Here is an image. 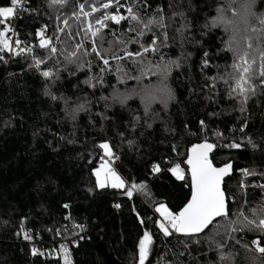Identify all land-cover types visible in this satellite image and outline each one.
<instances>
[{"label": "trees", "instance_id": "trees-1", "mask_svg": "<svg viewBox=\"0 0 264 264\" xmlns=\"http://www.w3.org/2000/svg\"><path fill=\"white\" fill-rule=\"evenodd\" d=\"M7 2L0 0V6ZM85 2L67 0L65 6L49 7L48 0H27V6L33 12L16 23L12 21L18 38L24 42L21 45H33L36 55H44L35 37L38 29H44V36L52 38L57 47H62L56 41L57 35L61 41H67L69 32L76 33L78 26H85L73 17V13L79 11L78 4ZM148 2L151 5L148 15L161 8L165 16L171 18L166 21V29H154L160 36L161 45L164 43L161 33L167 31V46H161L157 54H147L143 63L136 65L129 59L122 62L110 60L111 71H105L103 86L98 85L95 89L81 83L89 75L88 68L77 71L75 65L65 67L62 55L53 56L46 64L53 71L61 69L59 79L52 83L46 81L35 68H29L32 63L30 55L10 58L8 53H0L8 61H0V264H57L62 241L68 243L74 264H136V244L143 231L137 213L145 219L148 230L153 233L154 246L149 256L151 264H216V246L225 244V241L227 244L220 251L237 252L233 264H264V257L256 253L251 245L253 239H264L260 233H229L230 225L240 227L239 222L232 224V221L241 219L234 213L243 211L251 217V210L264 204V193L260 188L253 187L264 184V177H248V187L239 189L241 177L237 171L255 168L264 172V93L252 96L245 105L246 112L241 113L237 110L239 105L236 101L226 97L225 85L216 81L218 87L208 86L212 83L208 77L223 72V66L233 59L224 44L231 33L225 32L223 27L210 30L202 27L206 20L216 15L219 5L226 4V0ZM258 7L264 8V0H259ZM173 11H184L187 18L190 30L185 33L188 39L183 42L177 34L181 18H172ZM65 20H68V26L64 24ZM57 28L64 31L57 33ZM201 32L205 34L201 35ZM76 40L79 42V37ZM150 40L151 34L144 38V43ZM104 46L107 47V43ZM128 48L135 51L138 46L129 44ZM204 51L210 54V67L202 69ZM161 57L164 63L180 57V66L173 65L167 77L168 87L175 97L167 107H162L159 102L153 103L151 108L156 115L145 119L140 97L135 95L126 102L127 107L117 103L105 109L104 101L99 97L108 96L113 86L118 92L126 93L132 89L139 91L144 85L156 84L157 77L152 75L142 77L139 82L130 77L140 75L142 65L161 62ZM57 60L60 62L57 63ZM92 60L91 74L97 75L99 67L95 57ZM118 65L122 72L116 71ZM217 65L220 67L217 68ZM44 67L41 65V68ZM70 72H75V75ZM118 76L123 83L118 82ZM46 84L51 85L49 91L53 95L66 97L70 104L82 102L87 96L91 101L88 111L78 113L75 121L69 120L65 116L63 100L53 101L45 95ZM98 112H105L109 117L103 125L96 115ZM133 114L141 117L134 132L125 127L130 124ZM146 120L151 123L150 128L145 126ZM201 120L205 122L204 135L208 136L209 142L222 144L234 139L243 143L240 149L218 147L211 156L217 164L229 160L233 162V174L225 179L224 188L228 196H234L235 200H227L228 215L216 220L202 234L184 237L173 233L164 237L147 219L150 216L158 218L153 206L164 203L170 210L178 211L186 202L190 190L185 187L184 181L176 180L167 170L151 175L147 162L167 157L186 169L187 166L182 163L186 159L184 152L192 143L200 142ZM245 120V131L241 133L240 126ZM117 130L124 132L126 139H133L134 146L130 148L122 141ZM213 130L221 131L225 139L214 137ZM247 137L259 145V150L253 151L248 146ZM102 139L110 141L119 157L113 162L117 172L129 183L133 179L144 181L147 194L134 193L129 199L122 190L95 189L92 170L101 163V150L95 145ZM173 144L179 146V156L172 152ZM188 183L190 186L189 178ZM89 188L93 190L89 192ZM65 203L70 205L68 209L62 207ZM116 203L121 207L114 208ZM65 216H70V219H65ZM21 219H24V227L31 230V241L17 234ZM74 225H84L83 231L74 229ZM56 230L60 231L59 236L55 234ZM238 239L248 244L251 251L241 248L236 243ZM33 246L44 255L32 256L30 249ZM52 249L57 251L52 252Z\"/></svg>", "mask_w": 264, "mask_h": 264}, {"label": "snow or ice", "instance_id": "snow-or-ice-1", "mask_svg": "<svg viewBox=\"0 0 264 264\" xmlns=\"http://www.w3.org/2000/svg\"><path fill=\"white\" fill-rule=\"evenodd\" d=\"M258 2L259 0H226V4L219 5L216 8V15L212 16L210 20H206L202 26L205 30L223 27L225 32L231 33L224 44L226 50L232 53V62L223 66V72H218L215 76H209L208 80L212 83L208 86L211 88L218 87L216 81L225 85L226 97L236 101L239 105L237 110L241 113L246 112L245 105L252 96L257 95L258 92L264 93V8H259ZM66 3L67 0H48L49 7L65 6ZM78 8L79 11L74 12L73 17L85 26H78L76 33L69 32L67 41H61L60 36L57 35L56 41L62 44V47H57L52 42V38H46L44 29H38L35 32L38 47L44 52V55L38 56L33 45L26 44L21 47L24 42L18 38V33L12 23L13 20L23 18L25 14H30L27 0H8L4 6H0V53H8L10 58L30 55L32 63L29 64V68H35L46 81L52 83L59 79L61 69L57 68L53 71V69L47 68L46 64L53 56L62 55L66 62L65 67L75 65L77 71L85 67L88 68L89 75L81 83L87 85L90 89H95L98 85L103 86L105 71H111L110 60L122 62L129 59L133 65H136L143 61L147 54H157L161 46H167V31L161 33L164 37V43L161 45L160 36L156 35L154 29H166L168 27L166 21L171 18L166 17L161 8H157L152 15H148V11L151 10L148 0H86L85 3L78 4ZM227 13H231V15ZM176 16L181 18L177 34L180 35L181 42H183L188 39L185 33L190 30L189 25L186 23L187 18L184 11H173L172 18ZM64 24L68 26V20H65ZM125 24H127V27H125ZM56 31L60 33L64 30L57 28ZM81 32L83 35H80ZM9 33L12 35H9ZM149 34H151L150 42L144 43V38ZM204 34L205 32H201V35ZM109 36L112 38L109 39ZM13 37L16 38L13 39ZM76 37H79V42H77ZM195 42L200 43L199 41ZM105 43H107V47L104 46ZM129 44L137 45V50H129ZM92 57H95L96 66L99 67V74L97 75L91 74ZM179 60L180 57H177L176 60L169 59L167 63H164L163 57H161V62L155 65L151 63L142 65L140 75L130 78L139 82L142 77L152 75L157 77L156 84L144 85L139 91L132 89L126 93L118 92L113 86V91L108 96L101 95L99 100L104 101L107 110L117 103L121 107H127L126 102L132 96L139 95L145 119L149 115H156L151 108L153 103L159 102L162 107H167L168 102L175 99L172 90L168 87L167 77L173 65L177 68L180 66ZM0 61L8 62L4 55H0ZM59 62L57 60V63ZM41 65H45V67L41 68ZM208 67H210V54L208 51H204L201 68ZM216 67L219 68L220 66L217 65ZM116 71L119 73L123 69L118 65ZM70 74L75 75V72H70ZM117 80L119 83L124 82L120 80L119 76ZM50 87V84L45 85V95L50 96L53 101L63 100L65 116L69 120L75 121L78 113L88 111L91 101L87 96L82 99V102L70 104L66 97L53 95L49 91ZM77 99L80 100L79 97ZM96 115L101 118L102 125L103 121L109 119L105 112H98ZM140 120L139 114H133L131 115L130 124H126L125 127L134 132ZM199 123L202 138L200 142L192 143L185 149L186 159L182 163L187 166L186 169L181 167V163H175L167 157L147 162L151 175L154 176L167 170L176 180L184 181L185 187H189L190 190V195L178 211L170 210L164 203H157L153 206L158 218L150 216L147 219L155 225V228L164 237H169L173 233L192 236L203 232L215 218L226 217L228 215L226 201L228 199L235 200L234 196H228L224 188L225 178L233 174V162L229 160L217 164L211 156L214 155L218 147L240 149L243 147V143H238L234 139L222 144L209 142L208 136L204 135L205 122L201 120ZM246 124L247 120L240 126L241 133L245 131ZM145 126L150 128L152 125L146 120ZM185 127L187 128V125ZM117 135L130 148L134 146L135 141L126 139L124 132L117 130ZM192 135H196V133H192ZM212 135L221 140L225 139L223 133L219 130H213ZM246 139L248 146L253 151L259 150V145L251 137ZM69 143H72V141H69ZM95 147L101 150V163L92 170L96 190H122L123 195L129 199L133 198L134 193L147 194V184L144 181L136 182L133 179L129 183L126 178L117 172L113 162L118 160L119 157L113 151L109 140L102 139ZM172 152L177 156L181 154L180 148L176 144H173ZM237 171H239L241 177L238 182L239 189L248 187L246 183L248 177L257 175L264 177V172H258L255 168H241ZM189 177L190 186L188 183ZM253 187L260 188L264 193V184H256ZM92 190L91 188L88 189L89 192ZM62 207L68 209L70 205L65 203ZM113 207L118 209L121 205L116 203L113 204ZM133 212H135V208H133ZM251 212V217L243 211L234 213L241 219L232 221V224L239 222L240 227L235 228L230 225L229 233L250 231L258 232L264 237V204H261L259 208L252 209ZM136 216L143 229L136 244L138 252L136 264H146L154 246V237L153 233L148 230L145 219L138 213ZM65 219H70V216H65ZM20 225L17 234L22 235L24 240L31 241L33 236L31 230L24 227V219H21ZM74 227L79 228L81 231L84 229V225H74ZM55 234L59 236L60 231L56 230ZM236 243L241 248L251 251L248 244L243 243L241 240L238 239ZM225 244H227V241H225ZM225 244H217L216 246L218 252L216 264H233L234 258L237 256L235 251L227 253L220 251ZM251 245L255 247L256 253L264 257V246H261L264 245V239H253ZM56 251V249H52V252ZM30 252L32 256L44 255L42 251L34 246L30 249ZM58 253L57 264H74L72 253L66 244H60ZM49 256H51V253H49ZM149 264H151L150 261Z\"/></svg>", "mask_w": 264, "mask_h": 264}, {"label": "water", "instance_id": "water-1", "mask_svg": "<svg viewBox=\"0 0 264 264\" xmlns=\"http://www.w3.org/2000/svg\"><path fill=\"white\" fill-rule=\"evenodd\" d=\"M228 177H226L225 179H227ZM189 179H190V177H189ZM226 205H227V201H226ZM220 218H223V217H217V218H215L214 220H213V222L205 229V230H207L216 220H218V219H220ZM204 230V231H205ZM203 231V232H204ZM203 232H201V233H199V234H195V235H192V236H198V235H200V234H202ZM177 234V233H176ZM177 235H179V236H184V235H182V234H177ZM184 237H186V236H184Z\"/></svg>", "mask_w": 264, "mask_h": 264}, {"label": "built area", "instance_id": "built-area-1", "mask_svg": "<svg viewBox=\"0 0 264 264\" xmlns=\"http://www.w3.org/2000/svg\"><path fill=\"white\" fill-rule=\"evenodd\" d=\"M33 11L30 9V13H32ZM25 15H27V14H25ZM25 15H23V16H25ZM19 19H21V18H17V19H15L14 21H15V23L19 20ZM9 34H11V33H9ZM13 39H14V37H13ZM21 47H24L23 45H21ZM74 229H77L76 227L74 228ZM66 244L67 246H68V243L66 242V241H62L61 242V244ZM60 246V245H59ZM58 250H59V248H58Z\"/></svg>", "mask_w": 264, "mask_h": 264}, {"label": "rangeland", "instance_id": "rangeland-1", "mask_svg": "<svg viewBox=\"0 0 264 264\" xmlns=\"http://www.w3.org/2000/svg\"><path fill=\"white\" fill-rule=\"evenodd\" d=\"M45 34V33H44ZM9 35H12V34H9ZM144 61V60H143ZM143 61H141L143 63ZM151 253V252H150ZM150 256V255H149Z\"/></svg>", "mask_w": 264, "mask_h": 264}]
</instances>
